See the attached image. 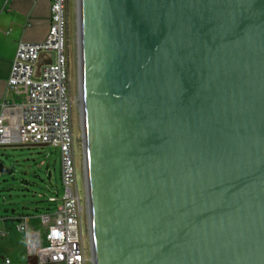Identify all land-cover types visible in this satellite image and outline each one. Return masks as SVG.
I'll return each instance as SVG.
<instances>
[{
	"label": "water",
	"instance_id": "water-1",
	"mask_svg": "<svg viewBox=\"0 0 264 264\" xmlns=\"http://www.w3.org/2000/svg\"><path fill=\"white\" fill-rule=\"evenodd\" d=\"M76 28L91 264H264V0H76Z\"/></svg>",
	"mask_w": 264,
	"mask_h": 264
},
{
	"label": "built area",
	"instance_id": "built-area-1",
	"mask_svg": "<svg viewBox=\"0 0 264 264\" xmlns=\"http://www.w3.org/2000/svg\"><path fill=\"white\" fill-rule=\"evenodd\" d=\"M68 0H50L48 30L36 43L20 42L6 82L17 96L11 104L0 103V147L46 145L58 149L61 197H48L53 213H39L43 242L29 225V217H9L25 236L35 264H91L82 237L86 216L77 185L72 109L78 102L71 94L68 57ZM44 64L36 74V64ZM2 234V233H1ZM2 264H9L4 259Z\"/></svg>",
	"mask_w": 264,
	"mask_h": 264
},
{
	"label": "rangeland",
	"instance_id": "rangeland-1",
	"mask_svg": "<svg viewBox=\"0 0 264 264\" xmlns=\"http://www.w3.org/2000/svg\"><path fill=\"white\" fill-rule=\"evenodd\" d=\"M67 38L70 89L72 96L76 98L78 93L76 0H68ZM72 124L77 185L83 199L82 143L77 103L72 109ZM0 164L5 169V172L0 173V218L10 217L11 212L29 217V224L34 226L43 242L44 231L38 225L36 210L39 213H53L55 205L48 202V197L57 199L61 197L58 149L40 145L6 146L0 148ZM2 225L1 230L6 233L9 224ZM82 237L85 251L89 253L85 214L82 217Z\"/></svg>",
	"mask_w": 264,
	"mask_h": 264
},
{
	"label": "crops",
	"instance_id": "crops-1",
	"mask_svg": "<svg viewBox=\"0 0 264 264\" xmlns=\"http://www.w3.org/2000/svg\"><path fill=\"white\" fill-rule=\"evenodd\" d=\"M49 9L50 0H0V103L18 100L6 85L17 45L44 39ZM3 218H0V264L4 259L9 264H35L25 236L16 230L12 220L2 221ZM4 223L9 224L6 233L1 230ZM31 228L34 230V226Z\"/></svg>",
	"mask_w": 264,
	"mask_h": 264
},
{
	"label": "trees",
	"instance_id": "trees-1",
	"mask_svg": "<svg viewBox=\"0 0 264 264\" xmlns=\"http://www.w3.org/2000/svg\"><path fill=\"white\" fill-rule=\"evenodd\" d=\"M3 172H5V169L3 168V166L0 164V173H3ZM11 216L12 217H23V215H21V214H14L13 212H11ZM36 214H39V212L36 210ZM4 218H9V217H4Z\"/></svg>",
	"mask_w": 264,
	"mask_h": 264
},
{
	"label": "flooded vegetation",
	"instance_id": "flooded-vegetation-1",
	"mask_svg": "<svg viewBox=\"0 0 264 264\" xmlns=\"http://www.w3.org/2000/svg\"><path fill=\"white\" fill-rule=\"evenodd\" d=\"M60 172V171H59Z\"/></svg>",
	"mask_w": 264,
	"mask_h": 264
}]
</instances>
